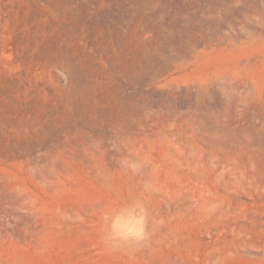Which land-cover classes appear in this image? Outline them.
I'll use <instances>...</instances> for the list:
<instances>
[{
    "label": "rangeland",
    "instance_id": "1",
    "mask_svg": "<svg viewBox=\"0 0 264 264\" xmlns=\"http://www.w3.org/2000/svg\"><path fill=\"white\" fill-rule=\"evenodd\" d=\"M0 264H264V0H0Z\"/></svg>",
    "mask_w": 264,
    "mask_h": 264
},
{
    "label": "clouds",
    "instance_id": "2",
    "mask_svg": "<svg viewBox=\"0 0 264 264\" xmlns=\"http://www.w3.org/2000/svg\"><path fill=\"white\" fill-rule=\"evenodd\" d=\"M136 227H137V229H138L139 225H136ZM132 234H133V235H136V234H138V232H137V231H133Z\"/></svg>",
    "mask_w": 264,
    "mask_h": 264
},
{
    "label": "bare ground",
    "instance_id": "3",
    "mask_svg": "<svg viewBox=\"0 0 264 264\" xmlns=\"http://www.w3.org/2000/svg\"><path fill=\"white\" fill-rule=\"evenodd\" d=\"M189 48V47H188Z\"/></svg>",
    "mask_w": 264,
    "mask_h": 264
}]
</instances>
